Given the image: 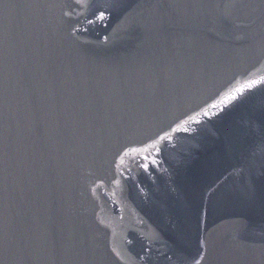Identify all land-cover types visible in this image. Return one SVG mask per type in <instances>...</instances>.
<instances>
[{
  "label": "water",
  "instance_id": "water-1",
  "mask_svg": "<svg viewBox=\"0 0 264 264\" xmlns=\"http://www.w3.org/2000/svg\"><path fill=\"white\" fill-rule=\"evenodd\" d=\"M0 264H264V0H0Z\"/></svg>",
  "mask_w": 264,
  "mask_h": 264
}]
</instances>
